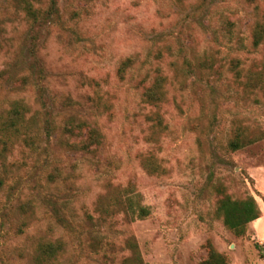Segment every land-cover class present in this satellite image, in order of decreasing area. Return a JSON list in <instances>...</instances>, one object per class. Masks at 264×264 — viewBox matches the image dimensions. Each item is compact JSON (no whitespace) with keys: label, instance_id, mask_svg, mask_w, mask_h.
I'll return each instance as SVG.
<instances>
[{"label":"rangeland","instance_id":"374dc122","mask_svg":"<svg viewBox=\"0 0 264 264\" xmlns=\"http://www.w3.org/2000/svg\"><path fill=\"white\" fill-rule=\"evenodd\" d=\"M51 3L0 0V120L27 108L0 160V264H37L42 240L62 242L45 264H134L133 245L144 264H200L208 243L264 264V0H56L41 25L27 12ZM71 117L102 134L90 152L71 146ZM221 189L260 207L242 236L216 212Z\"/></svg>","mask_w":264,"mask_h":264},{"label":"trees","instance_id":"16d2710c","mask_svg":"<svg viewBox=\"0 0 264 264\" xmlns=\"http://www.w3.org/2000/svg\"><path fill=\"white\" fill-rule=\"evenodd\" d=\"M182 1V0H176ZM56 0H52L51 5L39 16L38 11L32 7H27L28 14L38 25L44 24L47 20L52 19L56 13ZM39 17V18H38ZM253 45L258 46L264 44V17L261 22H258L252 33ZM130 60H125L118 69V74L123 77ZM164 77L157 76L154 81L145 87L143 96L148 102L154 104L163 98ZM27 108L15 101L6 115L0 120V160L5 159L7 153L12 147L17 138L20 137L21 126L25 120ZM64 130L72 136L78 137L77 141L72 143L74 150L82 152H90L93 147L101 143L102 134L100 131L88 123L77 121L71 117L64 125ZM244 145L239 133L235 139L229 142V149L236 151ZM221 198L218 200L216 212L221 218L223 225L236 236H242L246 233L248 225L261 217V210L256 199L248 194L244 198L235 199L229 194H226L223 189L219 191ZM126 207L130 209L137 216L141 217L147 215V209L139 204L138 200L133 201L130 198L126 199ZM134 247V264H144L139 253ZM62 250L61 241L42 240L36 247V254L34 260L37 264L50 263L56 260L57 256ZM200 264H228L227 258L215 250L211 243L207 244V257L200 262Z\"/></svg>","mask_w":264,"mask_h":264}]
</instances>
